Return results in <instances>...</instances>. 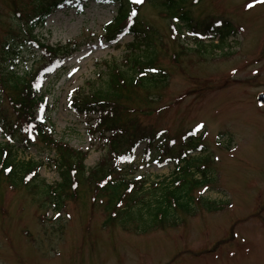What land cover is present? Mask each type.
Returning a JSON list of instances; mask_svg holds the SVG:
<instances>
[{
    "label": "rangeland",
    "instance_id": "obj_1",
    "mask_svg": "<svg viewBox=\"0 0 264 264\" xmlns=\"http://www.w3.org/2000/svg\"><path fill=\"white\" fill-rule=\"evenodd\" d=\"M34 2L0 0V44L15 24L9 23L14 10H30ZM120 3L92 0L78 9L70 2L35 31L45 44L71 42L68 53L77 48L62 60L61 69L53 70L41 83L44 107L39 106L37 113L54 128L56 140L88 151L87 168L97 166L108 149L92 139L85 119L68 107L69 96L98 81V73L109 65L105 61L122 63L131 52L134 40L130 35L119 34L115 41L103 39ZM249 4L254 6L249 8ZM143 7L142 29L150 40L140 44L138 53L144 47L158 52V69L167 72V83L160 78L153 95L142 88L133 91L137 112L130 116H137L138 121L134 127L148 128L160 136L149 158L145 159L146 142L136 153L135 176L145 175L148 181L135 189L142 195L160 193L158 188L164 185L156 182L172 177L176 161L170 159L183 149L192 151L189 156L198 176L206 173L204 166L208 167V187H194L190 195L193 209L175 210V217L164 227L152 222L157 224L152 231L147 221L145 229H137L136 223L105 226L108 216L104 207L85 198L86 194L91 198L96 194L89 187L84 197L78 193L73 200L72 194L59 210L52 206L49 195L46 201L40 187L33 190L32 180L19 187L2 180L0 264H264V108L256 100L264 92V2L185 0L180 12L189 16L190 28L184 32L171 27L169 13L149 4ZM212 28L219 32L225 28L220 33L222 39L230 31L233 36L226 42L217 36L216 43L204 42L201 48V34L205 38L207 29ZM21 45L23 52L16 66L20 74L36 63L40 67L49 61L50 56L42 59L41 50L34 45ZM183 46L189 51L182 54ZM3 99L0 113L8 118V125L13 124L15 112L10 100ZM141 110L144 112L139 113ZM151 110L153 115L149 116ZM0 142H6L1 130ZM37 144L20 152L18 158L43 163L41 179L56 186L61 177L49 161L56 153ZM160 145L167 146L168 152L159 153ZM202 145L207 146V154L193 151ZM141 216L138 218L143 220Z\"/></svg>",
    "mask_w": 264,
    "mask_h": 264
},
{
    "label": "trees",
    "instance_id": "obj_2",
    "mask_svg": "<svg viewBox=\"0 0 264 264\" xmlns=\"http://www.w3.org/2000/svg\"><path fill=\"white\" fill-rule=\"evenodd\" d=\"M67 1L70 2L35 0L30 10L22 11L16 8L15 16L8 20L9 23L15 24L0 44V104L4 101V96L10 100L16 122L8 125V118L0 113V130L7 138V142H0V181L4 180L12 187H19L20 183L32 180L33 190L40 187L45 192L46 201L49 195V199H53L52 206L58 207L59 210L64 207L66 199L72 198V194L75 195L73 199L75 200L79 196L78 193L83 196L89 187L90 191L95 190L96 194L92 198L86 194L85 198L94 206L104 207L108 216L105 226L118 223L122 227H128L136 223L137 229L140 227L145 229L143 223L147 221L149 225L147 228H152V231L157 224L164 227L175 217V210L190 212L189 210L193 209L194 200L190 198L192 190L194 187H204L208 178L204 174L201 179L196 178L192 159L188 161L185 157L184 166L177 164L171 178L156 182L164 185L163 188H158L160 193L142 195L143 192L135 188L148 180L144 175L135 176L138 168L134 162L135 154L144 142L149 148L148 153L157 136L148 128L134 127L138 122L137 116L132 117L130 114L137 112L132 99L133 91L142 88L152 93L159 86L158 80L161 78L164 81L167 77V72L158 69L156 50L148 48L147 51L144 47V51L138 53L141 51L140 44L147 39L150 40L148 32L142 29L144 23L140 19V14L143 6L149 4L156 10L169 13L172 18L171 27L179 29L178 26H181L179 22H185L186 27L190 23L187 20L189 16L180 12L185 0H144L143 4H132L131 0H99L100 3L121 2L114 24L107 29V37L116 32L126 33L133 36L134 42L130 44L131 52L121 61L122 63L117 60L105 61L109 65L106 66L105 72L98 73V81L87 84L88 89L75 90L69 96V108L86 119L85 124L92 139L95 142H102L105 150L108 149L107 154L103 155L99 164L93 168H87L85 165L88 152L74 149L67 142L56 140L54 128L44 122L41 123L33 113L42 105L41 83L50 73L49 63L52 61L57 65V60L53 61L51 57L50 62L45 64L46 71L45 66L39 70L33 67L29 72L20 74L16 68L23 52L19 50L21 44L23 46L35 44L41 47L42 55L45 56L69 54L66 51L70 43L66 46H49L42 44V39L38 40L33 33L38 26L43 27L49 15ZM76 1L81 7L84 1L89 0ZM133 8L137 11L136 16L131 14ZM184 26L181 30H184ZM182 48L183 54L187 48L184 46ZM177 59L175 60L179 64L181 60ZM153 69L155 71H152ZM147 100L150 103L154 102L150 97H147ZM129 103L131 104L127 107ZM148 115H153V111L151 110ZM95 116L98 118L95 119ZM38 142L45 146L46 150L56 153L54 159H49L61 177L56 186L46 185L41 179L40 169L43 163L34 159L18 158L20 152L30 150L34 145H38ZM161 148L159 147L158 151H162ZM122 157L129 159H121ZM145 158H149L148 154H145ZM147 196L149 199H146ZM201 200L209 203L208 200ZM140 214L143 220L138 218ZM154 221H157L156 225H153Z\"/></svg>",
    "mask_w": 264,
    "mask_h": 264
},
{
    "label": "snow or ice",
    "instance_id": "obj_3",
    "mask_svg": "<svg viewBox=\"0 0 264 264\" xmlns=\"http://www.w3.org/2000/svg\"><path fill=\"white\" fill-rule=\"evenodd\" d=\"M144 0H131L132 4H143ZM261 2H264V0H261ZM253 4H249L247 5V7L251 8L253 7ZM132 16H136L137 15V11L135 8L132 9ZM152 71H155V69H153ZM198 127H203V125H199ZM121 159H129V158H124L122 157ZM6 171H10V169H6ZM129 191H131V189H129ZM58 215V214H57Z\"/></svg>",
    "mask_w": 264,
    "mask_h": 264
},
{
    "label": "water",
    "instance_id": "obj_4",
    "mask_svg": "<svg viewBox=\"0 0 264 264\" xmlns=\"http://www.w3.org/2000/svg\"><path fill=\"white\" fill-rule=\"evenodd\" d=\"M260 104L264 105V94L259 95Z\"/></svg>",
    "mask_w": 264,
    "mask_h": 264
}]
</instances>
